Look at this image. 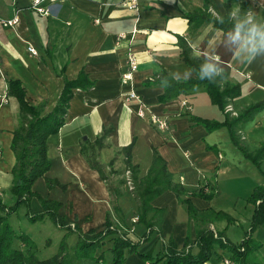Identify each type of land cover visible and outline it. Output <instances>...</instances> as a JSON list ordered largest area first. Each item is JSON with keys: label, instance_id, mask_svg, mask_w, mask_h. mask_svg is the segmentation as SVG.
I'll list each match as a JSON object with an SVG mask.
<instances>
[{"label": "crops", "instance_id": "1", "mask_svg": "<svg viewBox=\"0 0 264 264\" xmlns=\"http://www.w3.org/2000/svg\"><path fill=\"white\" fill-rule=\"evenodd\" d=\"M30 1L0 0V18H16L12 27L0 26V95H5V102L0 99V194L8 191L10 184L14 161L10 140L17 112L16 101L5 93L6 82L19 80L26 101L32 105L44 102L43 112H47L58 97L62 78L74 79L81 72L91 85L72 88L64 122L46 139L50 165L43 176L33 181V192L41 198L58 201L57 213L72 227L81 231L102 228L104 215L110 210L108 193L104 180L88 165L85 155L93 140L106 130L100 144L92 149L94 158L104 169L112 159L105 151H119L120 158H124L121 148L130 145L131 164L141 177L150 164L152 150H156L172 179L184 189L182 196L195 209L224 211L232 217V223L237 224L243 217L248 227L250 209L241 215L234 206L229 209L227 205L218 206L214 202L224 195L235 203L238 198H245L253 186L263 183L258 170L230 142L225 127L206 131L189 119L195 116L221 121L222 113L201 88L183 97L159 102L161 87L146 86L143 82L162 70L169 75L177 69L188 68L180 58L178 38L185 40L192 55L199 52L203 60L209 52V40L228 30L204 22L188 33L185 14L204 11L213 16L215 11L225 16L233 3H239L243 9L251 8L258 17L264 18V0H227L223 6L220 0H140L136 10L122 6L120 0H65L52 5L48 15L32 11ZM121 33L125 37L115 43V37ZM27 46L33 47L36 54L28 52ZM128 46L138 60L132 75L133 88L151 113L166 118V130L151 125L147 112L137 116L136 102L123 98L127 86L120 82V74L125 68ZM215 55L219 56L225 73L220 84L237 83L240 87L238 96L226 100L228 118L237 116L251 104L263 102L235 126L237 139L245 151L252 154L264 140V57L250 64L239 63L223 47H217ZM181 98L190 104L189 111L178 106ZM205 144L213 146L215 151L206 149ZM259 169L264 173V156ZM44 177L63 187L55 184L47 187ZM208 181L214 184L216 197L204 200L191 195ZM126 190L129 191V187L123 183L118 198L123 218L122 222L115 223L126 236L136 240L147 230L141 223L131 221L135 202L131 194L125 197ZM150 204L162 209L159 217L156 216L161 238L151 232L148 240L138 247L140 253L155 254L167 237L178 247L186 236L189 241L194 239L193 220L172 191L163 190ZM29 207L33 211L40 209L35 196L29 199ZM243 209H246L245 204ZM218 224L222 227L218 228ZM223 224V220H219L209 227L214 232L224 231ZM251 236L262 241L264 223L256 227ZM224 237L229 240L226 234ZM83 261L93 264L88 259ZM249 261V264H264V245L249 256ZM145 263L135 253H126L123 260V264ZM74 264L81 263L76 260Z\"/></svg>", "mask_w": 264, "mask_h": 264}, {"label": "trees", "instance_id": "2", "mask_svg": "<svg viewBox=\"0 0 264 264\" xmlns=\"http://www.w3.org/2000/svg\"><path fill=\"white\" fill-rule=\"evenodd\" d=\"M245 10V8H244ZM187 21L188 33L196 30L202 23H210L211 26L222 30L229 29L230 23L220 24L214 17L204 11H197L184 15ZM227 21V15H225ZM179 55L188 68H198L202 59L194 58L191 48L184 39H177ZM163 70L156 76L143 82L146 86L159 85L163 77H168ZM222 77L217 78L216 83H209L207 80H200L195 75L187 81L171 80L170 86L162 89L158 95L159 102H168L178 96L194 92L201 88L207 95L210 103L214 104L222 113L221 121L189 116L194 123H199L206 131L219 127H225L230 142L247 158L258 170L263 183L252 187L250 193L245 197L246 204L250 205L248 218V229L237 242L227 240L222 230L213 232L209 224L218 220H226V223L233 221L226 212L212 210L211 208L195 209L187 198H184V189L172 179L171 174L166 170L165 162L156 150H152L150 164L145 174L137 176V168L130 161V145L121 148L123 155L124 172L127 170L129 192L135 202V215L138 222L147 230L136 240H131L124 232L119 230L116 221L122 222V211L118 198L122 180H116L104 172V166L94 158L93 147L100 144L106 130H103L99 137L95 138L88 147L89 152L85 155L88 165L96 169L99 176L104 180L108 193V204L110 210L104 215L102 228L98 230L88 229L81 231L78 227L71 226L64 216L57 213L60 206L58 201L41 198L31 190L33 181L44 175L50 161L47 157L46 139L50 134L55 133L64 122V115L67 101L71 96L72 88H88L91 85L80 72L74 79L62 78V87L53 107L43 112L44 102L29 104L24 97V89L17 79H10L6 82L5 93L16 101V126L11 131L10 149L13 154V165L10 168V184L8 191L12 195L13 203L4 205L0 200V264H72L67 257L65 235L74 233L75 240L72 246V254L78 260L91 259L97 262L102 257L103 251H107L110 257V264H123L126 253H135L146 261L147 264H220L222 258H228L231 264H249V256L260 246L262 241L252 238L251 234L256 227L264 223V173L259 169V162L264 156V140L259 147L251 154L245 151L235 134V126L244 121L252 112L256 111L263 104L262 101L249 105L245 110L233 118H228L225 110L227 99L239 95L240 87L237 83L220 82ZM206 149L215 151L213 146L205 144ZM47 187L57 183L53 179L44 177ZM170 190L175 195L178 203L185 208L186 214L192 218L195 237L192 241L186 236L178 247L176 243L167 237L161 242L160 249L153 255L149 252L140 253L138 247L142 242L148 240L151 232L160 236L158 223L154 217L161 214L162 209L153 207L150 204L152 198L163 190ZM217 191L211 181L197 187L191 195L204 200H210L216 196ZM35 196L40 209L33 211L29 207V199ZM24 207V216L29 222L48 218L57 228L65 230L61 237L59 247L51 256L38 258L32 239L23 232H16L8 221L10 214L16 212L18 206ZM159 217V216H158ZM142 238V240H141ZM105 246V249L102 247ZM99 250V252H98Z\"/></svg>", "mask_w": 264, "mask_h": 264}, {"label": "clouds", "instance_id": "3", "mask_svg": "<svg viewBox=\"0 0 264 264\" xmlns=\"http://www.w3.org/2000/svg\"><path fill=\"white\" fill-rule=\"evenodd\" d=\"M227 0H220L223 6ZM213 17L220 24L230 23L231 27L226 32L218 33L209 40V52L199 64L198 68L177 69L163 77L160 81L161 89L170 86L171 80L187 81L196 76L200 80L216 83L217 78L222 77L223 67L219 56L215 55L217 47H223L230 52L233 59L239 63H252L257 58L264 57V18L258 17L251 8L244 10L239 3H233L225 16L219 12H213ZM194 58L200 59L201 54L195 53ZM171 78V80L169 79Z\"/></svg>", "mask_w": 264, "mask_h": 264}, {"label": "rangeland", "instance_id": "4", "mask_svg": "<svg viewBox=\"0 0 264 264\" xmlns=\"http://www.w3.org/2000/svg\"><path fill=\"white\" fill-rule=\"evenodd\" d=\"M104 153L112 158L110 161L108 160L109 167L105 168L104 172L106 174H109L110 177L116 180H122V184L120 185V187L122 188L123 183L126 184V180H127V177H126L127 170L120 173V170H122L123 168V164H122L123 158L122 157L120 158V156L118 155L119 151L115 152L113 150H107ZM126 196L130 197V193L127 190H126L125 197ZM0 199H1V202L6 206L11 205L13 203V198L9 191L1 192ZM214 204L218 206L227 205L229 209L233 208L234 206L236 210H240L242 212L241 215H243V213L247 210V208L248 210L250 209V205L246 204L245 198H242V197L238 198V200H236V203H235V200L233 202L232 199L230 200V198H227V196L224 195L220 197L219 199H217L214 202ZM244 204L246 205V209H243ZM124 205L126 206L128 205L126 203V199H125ZM212 210H215V209H212ZM8 221L16 232L26 233L32 239L35 245V249H36V256L38 258L49 257L54 252H56V250L59 247L60 239L66 232L65 230L61 228H57L48 218H43L42 220L29 222L24 216V207L22 205L17 207L16 212L9 215ZM154 221L157 222L156 217H154ZM223 223H224L223 233L224 235L226 234L229 241L231 242L239 241L241 237L243 236L244 232L248 229L247 224L245 223V218L243 217L239 219V224L234 223V222L226 223V220H223ZM217 227L218 228L222 227V225L218 224ZM75 238L76 237L74 233H67L65 235V240H64L65 245L67 247V250H66L67 257L69 258L70 263H73V264L76 263V260H77L72 254V246L74 244ZM102 254L103 256L101 257V260H102L101 262H95L94 260H91V259H88V260L93 262V264H110L109 253L107 251L106 252L103 251ZM78 261L81 264H92V263H87V261L84 263L82 258H79Z\"/></svg>", "mask_w": 264, "mask_h": 264}, {"label": "built area", "instance_id": "5", "mask_svg": "<svg viewBox=\"0 0 264 264\" xmlns=\"http://www.w3.org/2000/svg\"><path fill=\"white\" fill-rule=\"evenodd\" d=\"M65 0H31L29 4V8L34 11L38 15H48L50 14L51 6L57 3H62ZM140 0H120V4L128 9L136 10L138 9ZM16 23V18L13 16L9 19L0 18V26H9L12 27ZM133 31V30H132ZM135 31V30H134ZM133 31V32H134ZM125 35L123 33L118 34L115 37V43H118L121 39H123ZM28 52L31 54H36V51L33 47L27 46ZM138 64V60L135 52L128 46L125 52V68L120 74V82L126 84L127 91L123 94V98L126 101H135L137 104L136 115L141 117L145 112L148 113V122L153 125L155 128L159 130H166L168 127V122L166 118L160 117L154 113L149 111L148 106L142 101L139 94L133 88L132 84V75L136 70ZM0 99L2 102H5V95L1 94ZM178 106L184 111L190 110V104L186 101L185 98H181L178 100ZM127 177V174H126ZM126 184L129 187L128 179L126 180ZM130 188V187H129ZM132 222L137 221L136 216L132 217ZM147 264V262L145 263ZM220 264H231V261L228 258H222Z\"/></svg>", "mask_w": 264, "mask_h": 264}]
</instances>
